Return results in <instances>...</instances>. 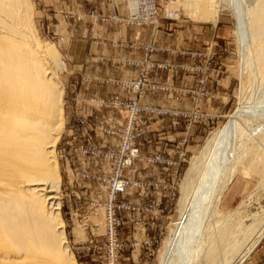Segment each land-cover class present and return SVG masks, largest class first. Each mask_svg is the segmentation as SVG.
<instances>
[{
    "label": "rangeland",
    "instance_id": "obj_1",
    "mask_svg": "<svg viewBox=\"0 0 264 264\" xmlns=\"http://www.w3.org/2000/svg\"><path fill=\"white\" fill-rule=\"evenodd\" d=\"M26 1L32 9L30 22L33 35L30 46L42 52L41 62L47 68V76L56 83L59 92L61 89V126L53 146L59 180L56 229L61 232L60 246L62 249L66 247L69 264H109V242L101 231V208L110 196L115 163L79 157L75 149L86 143L116 144V139L104 138L99 130L110 129L120 133L127 115L122 110L99 108L94 103L97 98L109 99L113 95L123 101L135 99L142 111L151 109L150 112L139 113L133 128L141 133L148 126L149 132L140 135L135 142L142 161L134 163L130 170L121 172L129 186L116 200L132 202L134 211L129 218L135 220L124 222L119 227L115 238L119 249L115 256L118 257V264H158L165 240L171 235L172 224L179 216L185 173L192 160L200 154L205 141L225 126L240 104L248 99L250 102L264 99V80L256 75L254 67L245 68L243 62L246 54H250L252 62H259L264 39L255 43L248 40L247 44L239 45L234 31L236 19L231 12L236 3L242 10L247 9L254 0H224L223 5V0H156L160 10L158 24L142 26L151 30V39L148 42L127 43L131 51L141 52V57L118 58L107 64L112 63L125 71L135 70L119 62L142 60L145 48V51H151L154 64L168 66L150 72L146 78L150 85L162 86L163 90L145 89L139 96L127 90L124 84L134 79L136 72L133 78L110 81L115 89L121 90V96L112 92L97 97H86L76 92L85 83V76L62 60L60 48L52 45L53 39L49 34L45 36L37 29L34 1ZM184 2H197L198 7ZM169 13H172L171 18ZM212 16H215V22L207 20ZM123 17L104 15L100 21L113 20L124 25L119 22ZM165 23L177 30L176 40L163 39L158 44L156 34ZM179 42L183 49L178 46ZM106 83V80L101 81V84ZM161 111L166 114H160ZM156 122L160 129L162 127L161 132L157 133L159 138L152 130ZM87 137L90 139L87 140ZM250 144L241 146V151L249 149ZM261 151H264L262 146ZM240 156L241 164L238 163L235 176L218 200V215L203 235L204 240L211 238L208 234L214 232L215 228L224 230L236 228L239 224L242 228L248 227L256 218L258 226H264V156L255 157L253 150ZM153 157H159L161 162L145 161ZM67 164L69 169L66 174ZM83 175L87 176L81 178ZM70 213H75L80 228L70 222ZM85 217L87 220L83 221ZM217 221L224 224L215 227ZM85 224L89 227L84 229L82 225ZM96 227L99 228L97 232ZM248 236L246 239L242 235L238 238L243 245L241 249L251 244L253 238L251 234ZM213 240L212 237L209 242ZM263 243L264 236L243 262H237V259L233 260L234 256L228 255V263L264 264ZM240 252L236 256L244 253L243 250ZM221 261L216 264H221ZM228 263L225 261L223 264ZM201 264L208 263L205 259Z\"/></svg>",
    "mask_w": 264,
    "mask_h": 264
},
{
    "label": "bare ground",
    "instance_id": "obj_2",
    "mask_svg": "<svg viewBox=\"0 0 264 264\" xmlns=\"http://www.w3.org/2000/svg\"><path fill=\"white\" fill-rule=\"evenodd\" d=\"M252 2L247 9L240 10L238 3L231 8L241 46L264 39V0ZM184 3L198 7L197 2ZM31 10L26 0H0V264H69L56 229L59 180L53 146L61 126V89L47 76L42 52L30 46ZM215 16L207 20L213 22ZM246 55L244 67H254L264 80V44L257 64ZM205 142L185 173L179 216L158 264H201L205 259L223 264L228 255L241 263L264 236L256 218L248 227L215 228L208 234L213 241L203 239L218 215L221 194L241 164V153L253 150L255 157L264 156V99L240 104ZM247 143L251 147L242 152ZM249 234L251 244L241 249L238 238ZM240 250L244 253L236 256Z\"/></svg>",
    "mask_w": 264,
    "mask_h": 264
},
{
    "label": "crops",
    "instance_id": "obj_3",
    "mask_svg": "<svg viewBox=\"0 0 264 264\" xmlns=\"http://www.w3.org/2000/svg\"><path fill=\"white\" fill-rule=\"evenodd\" d=\"M33 1L37 29L45 36L49 34V37L53 39L52 45L60 48L62 60L71 69H79L85 76V83L76 92L86 97L104 96L112 92H117L121 96V90L115 89L110 81L133 78L136 71L132 69L125 71L123 68L111 65L112 63L108 65L107 62L118 58H140L141 52L131 51L127 43L148 42L151 39V30L148 27H125L113 20L105 23L100 21V17L104 15L123 17L125 13L123 0ZM176 32L177 30L173 29L170 24L161 25L156 34V43L159 44L163 39L175 38L176 40ZM117 44L121 46L118 47ZM178 46L183 49L180 42ZM102 80H106L108 84H101ZM152 130L156 133V138H159L157 133L161 132L162 127L160 129L156 122L152 125ZM68 167L67 164L66 174ZM69 220L78 223L75 213L69 214ZM85 220L87 217L83 219ZM75 226L80 228L78 224ZM82 226L84 229L89 227L86 224ZM77 235L78 233L75 237ZM262 245L264 246V243Z\"/></svg>",
    "mask_w": 264,
    "mask_h": 264
},
{
    "label": "built area",
    "instance_id": "obj_4",
    "mask_svg": "<svg viewBox=\"0 0 264 264\" xmlns=\"http://www.w3.org/2000/svg\"><path fill=\"white\" fill-rule=\"evenodd\" d=\"M125 16L119 19V22L125 26L142 27L145 25H157L160 20L159 4L156 0H124ZM169 18L172 17V13L168 14ZM142 60H121L119 63L123 66L133 67L137 74L132 80H129L124 84V87L135 95L139 96L141 91L145 89H156L163 90L162 86L153 85L146 82L148 74L152 71H160L166 69L168 66L163 64H154L151 61V51H145ZM95 105L99 108H105L110 110H122L125 112L126 121L123 131L117 133L115 130L104 129L101 131L104 138H110L111 140L116 139L117 142L114 145L96 143V144H82L78 145L75 152L79 157H87L92 160H104L115 163L114 179L110 187V196L102 205V220H101V231L103 236L106 238L107 244V257L109 264H118V257L115 256L119 245L116 243L115 238L117 237L118 229L124 222H132L135 218H129L132 216L134 211V205L128 201H117L119 195L124 194L129 184L125 181L121 172L128 171L132 165L136 162L142 161L138 147L135 145L136 140L140 135H145L149 132L148 126H145L140 132H135V121L140 112H150V108L142 111L135 99L123 101L118 96L113 95L109 99L97 98L94 101ZM160 114H166L161 111ZM140 133V134H139ZM90 138L87 137V140ZM159 157H153L152 159H146L145 161L150 163H160ZM83 175L82 177H86ZM123 212V213H122ZM123 214V217L121 216ZM98 227L95 228L97 232Z\"/></svg>",
    "mask_w": 264,
    "mask_h": 264
}]
</instances>
